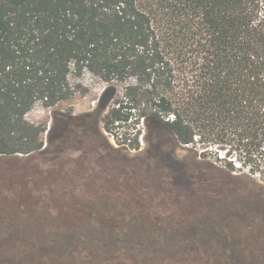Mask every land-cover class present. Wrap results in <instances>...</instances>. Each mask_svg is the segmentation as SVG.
I'll list each match as a JSON object with an SVG mask.
<instances>
[{
  "label": "trees",
  "instance_id": "obj_1",
  "mask_svg": "<svg viewBox=\"0 0 264 264\" xmlns=\"http://www.w3.org/2000/svg\"><path fill=\"white\" fill-rule=\"evenodd\" d=\"M71 66L75 77L84 69L106 81L134 77L122 107L164 119L178 145L198 140L226 150L232 178H239L236 172L264 177V0H0V155L48 148L45 123H31L25 115L38 101L49 108L70 96ZM73 88L86 91L80 83ZM109 117L128 114L116 109ZM170 170L174 178L185 172ZM236 182L218 190H242ZM122 208L86 209L96 221L82 227L42 224L41 240L0 239V264H142L145 259L135 260L113 223ZM254 213L250 218L259 219V229L252 222L227 228L249 241L225 244L217 228L214 250L204 248V256L186 244L192 230L204 233L208 227L181 228L186 259L264 264V254H252L253 246L263 244L257 234L264 233V217ZM238 249L251 253L238 255Z\"/></svg>",
  "mask_w": 264,
  "mask_h": 264
},
{
  "label": "rangeland",
  "instance_id": "obj_2",
  "mask_svg": "<svg viewBox=\"0 0 264 264\" xmlns=\"http://www.w3.org/2000/svg\"><path fill=\"white\" fill-rule=\"evenodd\" d=\"M83 72L79 82L74 76L68 78L71 94L66 100L49 108L38 101L25 115L31 123H45L43 148L47 143L48 148L32 154L0 155V239L23 235L41 240L46 236L40 230L42 224L61 225L65 221L70 227H82L96 221L91 214H86V209L123 206L119 219L113 223L118 225L117 234L128 239L129 252L135 255V260L145 259L142 264H174L176 257H180L179 264L183 258V264H206L204 258L196 257L194 262L186 259L184 242L179 235L186 226L208 227L204 233L192 230L191 244L185 243L187 247L199 249L197 256H204V248L211 247L213 252L212 237L217 228L225 244L232 239L249 241L241 234L232 236L227 228L247 226L251 222L255 229L260 228L259 219L250 215L257 211L264 217V188L258 186L264 185V177L258 173L236 172L239 178H232L226 171L228 157L223 158L226 150L221 147L196 140L190 145H178L171 154L167 152L166 163L171 161L172 167L185 170L174 178L170 169L163 168L161 161H157L159 152L145 143L139 145L147 148L146 151L115 148V143L120 144L128 133V124L133 125L135 121L138 110L132 109L131 118L122 123L118 131L110 133L104 129V147L99 155L86 157L79 150H68L63 127L69 104L77 111L91 108L108 83L117 87L115 103L127 101L126 87L136 83L134 77L106 81ZM77 83L86 91L74 89ZM233 164L240 165L236 160ZM215 167L224 171L219 172ZM230 181H237L242 190L228 186L218 190L217 185ZM145 225L151 227V231H136ZM169 226L174 228H167ZM128 228L133 233H127ZM257 237L263 244L253 246L252 254L263 255L264 233ZM235 252L238 255L251 253L245 249Z\"/></svg>",
  "mask_w": 264,
  "mask_h": 264
},
{
  "label": "flooded vegetation",
  "instance_id": "obj_3",
  "mask_svg": "<svg viewBox=\"0 0 264 264\" xmlns=\"http://www.w3.org/2000/svg\"><path fill=\"white\" fill-rule=\"evenodd\" d=\"M111 86L108 83L100 92L97 102L93 103V106L88 109L78 110L69 104L64 113V134L68 142V150L80 151L86 157L90 155H99L104 147V129L107 128L110 133L118 131L122 126V123L127 122L131 117L132 109L122 107L120 102L115 103L114 96L111 97L106 107L104 104L108 98L105 95L107 87ZM122 109L123 112L128 114V119H114L109 117L112 110ZM105 120V121H104ZM103 122H106L103 126ZM52 130V128H51ZM128 133L125 138L121 139V143H115V148L118 150L121 148L127 151H138L147 148L140 146L139 144L147 145L152 150L158 151L159 160L161 161L163 168L171 169V161L166 163L167 152L171 154L174 152L178 144L168 137V130L164 119L158 116L143 117L137 112L133 125L128 124ZM106 132V131H105ZM132 133V134H131ZM130 135H132L130 137ZM169 139V143L167 142ZM133 147V149L131 148ZM124 147V148H123ZM162 152V154H160ZM169 156V154H168ZM169 161V160H167ZM157 166L159 163H156ZM172 177V171L169 170Z\"/></svg>",
  "mask_w": 264,
  "mask_h": 264
},
{
  "label": "water",
  "instance_id": "obj_4",
  "mask_svg": "<svg viewBox=\"0 0 264 264\" xmlns=\"http://www.w3.org/2000/svg\"><path fill=\"white\" fill-rule=\"evenodd\" d=\"M116 90H117V87L115 85H111V86L107 87L105 95L108 96V98L104 104V107L107 106L109 100L111 99L112 96H114Z\"/></svg>",
  "mask_w": 264,
  "mask_h": 264
},
{
  "label": "built area",
  "instance_id": "obj_5",
  "mask_svg": "<svg viewBox=\"0 0 264 264\" xmlns=\"http://www.w3.org/2000/svg\"><path fill=\"white\" fill-rule=\"evenodd\" d=\"M83 74H88V75H92V76L94 75L92 72H90L89 70H86V69H84ZM71 76L75 77V68H74V66H71V72L69 74V77H71ZM75 79L77 80V82L81 81L80 75L75 77Z\"/></svg>",
  "mask_w": 264,
  "mask_h": 264
}]
</instances>
